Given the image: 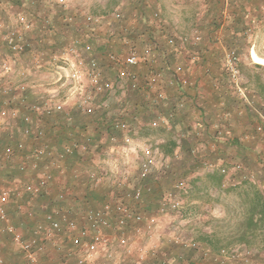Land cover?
<instances>
[{
  "label": "rangeland",
  "instance_id": "374dc122",
  "mask_svg": "<svg viewBox=\"0 0 264 264\" xmlns=\"http://www.w3.org/2000/svg\"><path fill=\"white\" fill-rule=\"evenodd\" d=\"M235 1L31 0L29 3L24 0H1L0 22L7 28L17 25L19 13H23L33 26L26 34L31 44L26 51L14 54L8 48L6 52L0 54V108L17 110L19 119L22 113L28 111L31 104L46 101L51 106L60 105V111L46 116L44 123L42 121L47 133L50 118L75 110L83 101V97L93 91V86L86 78L80 83L67 78L71 72V65L79 64L80 61V66L84 69L89 59H93L102 80L108 83L101 93L94 94L91 100L92 106L96 107L94 111L105 109L107 119L100 117L101 123L96 129L98 141L96 140L93 149L91 147L87 149L92 152L90 159L89 153H85L86 164L78 169L79 172H83L81 176L85 177L89 171H96L99 177H102L100 184L94 188L91 184L90 190L83 188L81 193H77L76 201H73L74 196H71L70 190H63L66 196L63 204L72 207L74 217L80 223L87 209L98 207L103 202L98 198L102 189L107 199L112 193L120 195L123 194L122 191L150 185L151 192L145 193L141 203L136 207L147 217L156 211L163 193L172 190L176 181H185V192L176 193V196L182 199V206L178 211L160 215L152 228H148L144 222L139 225L137 232L126 231L130 253L135 255L140 250L145 251L144 264H264V227L247 234L246 239L240 235L249 201L255 193L253 184L248 181L234 187L227 185L222 187L218 184L217 170L211 172L203 167V161L217 162L218 157L213 155L215 146L208 147L205 156L204 153L197 151L196 146H182V149L175 146L171 153L164 154L161 145L170 146L167 145L168 142L174 141V137L177 138L178 133H185V130L180 127L178 132L167 134L164 130L158 129L169 124L167 119L177 121L176 118L162 113L166 105L162 103L167 99L164 98L166 86L175 88V91L180 89L172 78L177 76L180 80H185L192 70L193 73L197 71L207 74L217 70L216 72L221 75L224 89L232 96L229 100L230 106H235L238 111L244 110L246 113L234 117L232 113L225 112L229 117H234L237 136L250 137L248 131L240 135L242 131L239 130H245L246 126L255 124L254 132L250 133L264 137V100L258 94L259 86L256 82L259 76L264 83V69L255 64L264 65L254 62L251 58L252 51L264 58V0H247L245 4L248 11L247 23L243 26L244 30L241 29L242 32L233 37L232 14L235 10ZM141 7L146 11L152 9L151 20L144 21L133 15ZM124 9L128 10L125 12ZM34 13H38L40 17L43 13L46 15L43 16L44 19L42 18L44 28H48L49 23L54 21L53 18L48 19L47 14L56 18L54 13L65 16V21L60 24L63 41L58 48L48 50L38 47L34 42L36 40L34 20L38 18L37 16L35 18ZM72 21H75V26H70ZM159 28L166 31L159 34ZM83 29L94 37V50L91 54L81 52L75 57L67 48L75 40L72 31L83 33L82 40H86ZM103 29L104 32L101 31ZM231 36L236 38V46L229 42ZM103 43H107V49L100 47ZM132 50H136L142 61L137 68L132 69L136 70L143 81L150 75L160 76L159 80L152 82L150 90L134 89L126 78L120 80L119 66L109 59V54H112L120 61H124ZM230 51L236 56L235 79L225 65ZM175 53H179L180 56L177 57ZM163 61H168V64L163 65ZM3 63L9 65L8 70L1 66ZM164 73L170 78L159 83ZM158 84H163V88L157 92L155 87ZM186 84L190 85L189 82ZM141 90L145 92L142 93ZM151 93H156L157 98H151ZM178 106L181 107L179 104ZM94 111L91 112L92 115ZM111 115L123 117L129 125V130L117 136V141L110 140L102 128ZM153 121L157 122L156 126H150ZM188 124L186 122L184 126ZM20 126V130L14 131L13 136H8L7 129H1L0 140L11 141L16 136V140L31 143L24 151L31 150L36 140L24 133V125ZM230 133L233 134V130ZM127 137L130 140L125 142ZM45 138L51 146L54 145L48 133ZM237 146L240 145L227 146L230 148L228 150L230 153L227 152L225 157L227 167L224 168L227 171L231 169L230 164L238 162L243 166L244 157L238 155L239 160L236 161ZM5 147L16 148V141L13 144L6 142L5 146L0 148L1 156ZM146 151L150 153L153 164L151 174L143 178L139 175L140 162ZM21 153L23 151L17 152L8 161L0 158V185L10 181L13 183L11 186L16 185L19 191L30 178L28 174L18 169V165L24 162ZM260 161L255 159L252 164L256 168L259 165L262 169ZM67 173L66 167L59 176L62 177L61 183L65 180L63 175L67 176ZM117 179H123V183L118 185ZM60 181L58 180V183ZM77 182L81 183L80 179H77ZM46 202V199L22 194L11 200L8 207L9 217L18 228L27 229L46 218L41 212V206ZM202 237H206V240H202ZM0 242L1 252L3 250L16 252L23 258L22 264H29L12 244L10 237L1 230ZM67 244L58 251L56 247L47 248L45 250L47 258L41 259V264H58L60 251L69 248ZM112 244L116 246L115 238ZM231 253L236 256L232 258Z\"/></svg>",
  "mask_w": 264,
  "mask_h": 264
},
{
  "label": "built area",
  "instance_id": "2783aa9c",
  "mask_svg": "<svg viewBox=\"0 0 264 264\" xmlns=\"http://www.w3.org/2000/svg\"><path fill=\"white\" fill-rule=\"evenodd\" d=\"M24 1L31 2V0ZM16 23L17 25H11L5 32L1 30L0 26V36L7 43L11 52L19 54L31 46L26 34L32 28L33 23L23 13L17 15ZM78 44L79 40L75 39L67 48V51L75 57L79 54ZM85 48L88 50L89 46L87 45ZM109 59L119 66V79L126 78L134 89L150 90L153 86L152 82L159 76L158 74L150 75L147 80L143 81L136 70L132 69L137 68L142 62L136 50L130 51L124 61H120L112 54H109ZM235 60V53L230 51L227 54L225 65L233 79L237 77V68L234 66ZM78 63L71 65V72L67 75V78L74 80L76 83H80L82 79L86 78L93 86L92 93L87 94L85 98L83 97V101L75 108L79 113L91 114L96 108L91 104L92 97L94 94L101 93L108 83L102 80L96 61L89 59L87 67L84 69L81 68L80 61ZM1 66L7 70L9 68L6 63ZM175 78L182 83L189 82L187 79L180 80L177 76ZM59 108L60 105L51 106L46 101H42L41 104L34 103L28 107V111L23 113L19 119L17 110L0 108V130L7 129L10 135L15 130L19 131L22 124L24 125V133L36 140L35 149H31L30 153L27 152L21 156L25 160L22 159L24 162L19 165V170L30 176L23 187L17 191L16 186H11L13 183L9 181H5V184L0 185V230L10 237L12 244L23 254L29 264H41L42 256L46 257L45 255H47L45 251L47 248L56 247V251H58L67 243L69 248L60 251L58 264H144L145 251L140 250L135 255L130 253V243L126 231L137 232L139 225L144 222L148 228H152L157 223L160 215L178 211L182 206V199L176 196V193L185 192V181H176L172 190L163 193L159 198L156 211L150 213L147 217L142 215L136 207L141 203L143 195L151 192L150 185L137 186L132 190L122 191L123 194L120 195L112 193L100 206L87 209L80 219V223L74 217L72 207L63 204L66 198L65 191L59 189L53 192L52 185L57 182V176L55 175L56 173H62L66 166L62 163V161L64 162L62 155L55 158L57 157L54 156L56 149L45 138L47 133L42 121L44 123L46 116L54 115V112L60 111ZM68 112L63 113L67 122L72 120L68 117ZM115 125L123 128L124 131L129 130L128 123L123 121H118ZM151 125L156 126L157 122L153 121ZM110 140L117 141V138L110 137ZM129 140L128 137L125 138V142ZM16 146V148L5 147L0 158L3 161H8L17 152L25 150L23 141L16 140ZM72 146H78L83 152L87 151L85 143L77 144L74 139ZM152 164V157L146 151L140 162V177L145 178L151 174ZM203 165L211 172L214 170H218L220 173L226 172V169L219 163L203 161ZM236 166L237 168L240 167L238 164ZM43 167L46 168L43 169ZM87 176L93 187H97L102 179L96 171H89ZM116 182L121 185L123 179H117ZM22 194L31 197L43 194L47 200L46 204L41 206L46 218L24 230L18 228L11 221L8 214L11 200L20 195L22 196ZM114 238L117 242L116 246L112 244ZM231 256L233 258L236 254L231 253ZM0 264H5L2 257H0Z\"/></svg>",
  "mask_w": 264,
  "mask_h": 264
},
{
  "label": "crops",
  "instance_id": "0c3cea01",
  "mask_svg": "<svg viewBox=\"0 0 264 264\" xmlns=\"http://www.w3.org/2000/svg\"><path fill=\"white\" fill-rule=\"evenodd\" d=\"M183 1L185 0H181V2ZM127 10L124 9L123 11L126 12ZM151 10L146 11L143 10L141 7L140 10L137 12L138 14L135 12L133 13V15L139 16L144 21L149 19L151 20L152 19L151 18L152 15L150 12ZM54 14L57 16V18L52 17V15L50 16V14H47L48 15L47 18L48 19L53 18L54 21L51 19L53 23H49L48 28L47 27L44 28L43 16L46 17V15L43 13V16L40 17L38 13H34L35 18L36 16L38 18L34 20L36 24L34 30L36 31V34L35 36L34 35L33 36L36 39L34 42L37 43L38 47L44 49L46 48L48 50H53L55 48H58L61 42L63 41V36H62L63 32L60 31L62 30L60 28L62 25L60 24H63V22L65 21V16L61 15L60 13L57 14L54 13ZM33 17L34 16H32V18ZM75 25H76L75 21H72L70 23V26H75ZM0 26H1V30L5 32L7 26H5L1 22H0ZM74 28L75 30H77L76 27ZM83 31L86 36V40L85 39L82 40L83 33H80L79 31H72L75 39L79 40V44L77 47L78 52L79 53L88 52L91 54V52L94 50V46H93L94 37L90 35L86 29H83ZM101 31L104 32V29ZM162 31L165 32L166 29L161 30L159 28L158 30L159 34H162ZM0 42H1L0 54H1L6 52V50H8V45L4 40H2V36H0ZM87 45L89 46L88 50L85 48V46ZM100 47H102V49L104 48L107 49V43H103ZM175 54L177 57L180 56L179 53H175ZM162 64L167 65L168 61L166 62L163 61ZM156 66L157 64L154 65V67ZM212 68L215 69L214 66H212ZM216 71L217 70H214V72L207 74V73H198L197 71L193 73L192 70L191 71L192 73H190V75L187 78L189 79L190 85L186 83H182L181 81H177L176 80L177 78L175 77L172 78L176 81V84L180 87V89L179 91H175V88L173 87L167 88L166 86L165 89L166 96L164 98L167 99L165 100L166 102L162 103L163 105L166 104L164 109L162 110V113L166 116L170 115L171 118H176L177 121H174L172 119L169 120L167 119V122H169V124L167 126L159 127L158 129L164 130L165 131L164 133L168 134L169 132L173 134L174 132H178L180 127L181 128L183 127L182 129L185 130V133L184 132L178 133L177 138L174 137L175 140L173 142H175L176 147L182 149V146H196L197 151L199 153H204L203 156H205L207 155L208 147L215 146V153L213 155L214 157L215 156L218 157L216 163H219L222 167L224 166L227 167L226 164L227 160L225 161V157L227 156V152L230 149V148L228 149L227 146L230 147L231 145L232 147L233 145L239 144L240 146H237V153L235 151V153L237 154L236 161L239 160L237 158L238 155L240 157H244L245 160L244 163L242 164L243 166H241L237 162L236 164H230L231 169L230 170L228 169V171L226 170L225 173H220L217 170L216 172L218 173V175H222L221 185L222 187H226V185L228 187H234L237 184L239 185L244 181L246 182L248 181L253 184L255 193H259L264 200V137L263 135L260 136L259 134H256L255 136L251 134L255 130L254 129L255 124L252 126H246L245 130L244 129L239 130L242 131L240 132V135H244L245 133L244 131H248L250 137H248L247 135H244L242 137L237 136L236 124L234 122L235 119L233 118L238 116V114L240 113H244V115H246V113L244 112V110H241L243 112L238 111L237 107L235 106H230L229 100L232 98V96L228 94L224 89L225 87H223L221 83L222 81L220 79L221 75ZM158 77L160 78V76H157L156 81L159 80ZM146 78L148 79V76ZM161 78L162 79L160 80L159 83L166 82L167 79L170 77H168V74L166 75V73H164L161 76ZM162 85L163 84L156 85L155 88L157 89V92L160 88H163ZM178 86H176V88ZM140 92L143 93L145 91L141 90ZM151 98H157L156 93H151ZM178 104L181 105V107L178 106ZM226 111H228V113H232V116L234 117L233 118L229 117L227 113H225ZM60 119H61L60 116L52 117L50 118L49 121L50 123H48L47 125V130H48L47 133L50 136L54 145L63 143V141L67 140L66 128L62 127L61 123L63 122ZM186 122L189 124L184 126V123ZM231 130H233V134L230 133ZM234 131H236V133H234ZM250 131L252 132L250 133ZM8 136H13V134H10ZM16 139L17 137L14 136V139L11 141L0 140V144H1L0 148L2 149L3 146H5L6 142L8 141H10V143L13 144L16 141ZM29 144L31 145V143L29 142L24 143V147L25 148L29 147ZM255 159H257V161L261 160L260 161L261 163L259 162V164L262 167V169L259 168V165H257L258 168L254 167L252 163L253 161H255ZM237 164L241 167L237 168L236 166ZM78 169L79 168H76L74 166L73 167L68 166L67 176L63 175L64 176L63 178L65 180H63L62 183L60 181L62 177L59 178V176H61L63 172L59 173V175L56 173L55 176L58 175V178H56L57 180L56 185L54 184L55 185L53 188L54 192L58 191L59 189L70 190V193H72L71 196L72 197L74 196L73 201L74 200L76 201L78 198L77 193L79 192L81 193L82 190L86 189L87 186H89L88 184H86L84 180L85 175L81 176L83 172H79ZM77 179H80L81 183L77 182ZM58 180L60 181L59 183ZM66 186L67 189H65ZM88 189L89 190L92 189L91 185L88 187ZM42 195L43 194L37 195V198L45 199V197H43ZM106 196L107 195L103 193V189H102V193L98 195V198L102 202L105 200ZM30 222L28 221L29 224ZM0 256L4 257L5 264H20V263L22 264V261H24L23 258L20 257V255H18L16 252H13L11 250H5V251L3 250L2 252L0 251ZM43 258L46 259L47 256L46 257L42 256V259Z\"/></svg>",
  "mask_w": 264,
  "mask_h": 264
},
{
  "label": "trees",
  "instance_id": "16d2710c",
  "mask_svg": "<svg viewBox=\"0 0 264 264\" xmlns=\"http://www.w3.org/2000/svg\"><path fill=\"white\" fill-rule=\"evenodd\" d=\"M246 3H247V0H237L234 2L235 10L232 14V23H233L234 29L231 33L233 37L238 36V34L242 32L241 29L244 30L243 26H245L247 23L246 15L248 11L246 8L247 5H245ZM216 18L217 17H215V19ZM233 37L231 36V39H230L231 41L229 42L236 46V40H235L236 38L234 39ZM255 65L259 68L264 69V66L262 65H258V64H255ZM256 82L259 86L258 94L264 100V83L261 82V79L259 78V76H257ZM68 113H69L68 117L72 118V120L68 122L65 119V115L63 114L60 115L61 117L60 120L63 122L61 123V125L63 128H66L67 140L63 141V143L52 145L54 149H56L54 152V156H57L55 158H59V156L62 155L64 158V162L62 161V163H64L67 169H68V166H72V167L74 166L80 169L81 166L86 164V161L84 160L85 153L86 154L89 153L88 159H90V154L92 152L88 150L83 152L82 150L78 148V146L80 145H78L77 147L72 146V141L74 139L77 144L85 143L87 146V149H89V147L93 149V147L96 144V140L98 141L96 129L99 128L100 126L99 125L101 123L100 117H104L103 119H107V115H106L107 112L105 111V109L96 110L94 111V114L92 115L90 113L82 114V113H79V111H76V109L75 110L73 109L69 111ZM134 113L137 114V112H134ZM118 121L119 122L123 121L125 123H128L127 120H125L123 117L117 116V115L115 116L111 115L109 120H106V122L104 123L105 125H103L102 128L105 130L104 132L107 134L109 138L110 137L117 138V136L122 135V132L124 131V129L121 127H116L115 125ZM148 124H150V122H148ZM8 142L10 143V141ZM167 145H170V146L167 147L165 144L161 145V151L164 154L171 153L174 147L176 146L175 142L173 141H169ZM33 149H35V146L32 147V150ZM67 149L68 151H66ZM27 152L30 153L31 151L26 150V151H23V153L21 154L23 155V154H26ZM19 167L20 166L18 165V169ZM216 178H217L218 184H221L222 175H217ZM84 180L86 184H88L89 186L91 185V181L88 176L84 177ZM89 186H87V189ZM42 196L45 197V195H42ZM41 212L44 213L43 211ZM262 227H264V200L259 193H254V195L251 197L249 201V207L246 212V219H245L243 226L241 227L240 235L244 239H246L247 234L254 233L256 230H259ZM205 238L206 237L204 238L202 237V240L205 241L206 240Z\"/></svg>",
  "mask_w": 264,
  "mask_h": 264
},
{
  "label": "bare ground",
  "instance_id": "6f19581e",
  "mask_svg": "<svg viewBox=\"0 0 264 264\" xmlns=\"http://www.w3.org/2000/svg\"><path fill=\"white\" fill-rule=\"evenodd\" d=\"M251 58L254 62L264 65V58L258 56L254 51L251 52Z\"/></svg>",
  "mask_w": 264,
  "mask_h": 264
}]
</instances>
